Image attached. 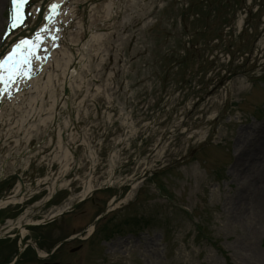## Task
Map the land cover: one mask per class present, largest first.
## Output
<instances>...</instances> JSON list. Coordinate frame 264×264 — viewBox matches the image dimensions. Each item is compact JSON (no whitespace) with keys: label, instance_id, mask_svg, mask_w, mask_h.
I'll list each match as a JSON object with an SVG mask.
<instances>
[{"label":"rangeland","instance_id":"1","mask_svg":"<svg viewBox=\"0 0 264 264\" xmlns=\"http://www.w3.org/2000/svg\"><path fill=\"white\" fill-rule=\"evenodd\" d=\"M133 9L142 24L126 28L115 73L94 71L89 85L107 89L84 99L71 136L94 162L78 145L63 176L64 147L45 154L28 211L46 223L3 264H264V0ZM91 174L94 197L81 199Z\"/></svg>","mask_w":264,"mask_h":264},{"label":"bare ground","instance_id":"2","mask_svg":"<svg viewBox=\"0 0 264 264\" xmlns=\"http://www.w3.org/2000/svg\"><path fill=\"white\" fill-rule=\"evenodd\" d=\"M6 2V0H5ZM5 2L4 0H0V9L2 10L3 9V6H5ZM4 22L5 20H1L0 22V33H1V29H2V26L4 25ZM100 91V86H96V92L93 93L94 95H96L98 92ZM90 93L89 89L86 91V94ZM106 97L109 99L110 98V95L109 94H106ZM125 120H128V118H126ZM68 123V121H67ZM127 146L129 145L130 146V136L132 137L135 133H136V127H135V123L133 121H128L127 123ZM61 139V138H60ZM61 143L59 144V148L62 146V141H60ZM81 143L87 145V156H88V159H91L93 162L95 160V157H96V151L94 149H91L89 147V141H87L86 139L82 138L81 139ZM111 153V152H110ZM86 154V152H85ZM114 154V155H113ZM113 155V156H112ZM112 158H116L117 156V153L115 154V151L112 152L111 154ZM74 158H75V153L74 152H71L69 149H68V146H65L64 148V151H63V155H62V165H61V168H60V171L58 172L59 174H62L63 176L64 175H67L69 172H70V168H71V165L72 163L74 162ZM114 161V159H112ZM112 161V162H113ZM58 174V175H59ZM93 180H94V176L91 174V176L89 178H87L83 183H82V194H86L87 191L91 190L92 187H93ZM69 182H61L60 183V187H62V185H67ZM53 185L51 186V190L53 191L54 189L52 188ZM35 223L34 221L32 222V224ZM26 228H23V232H25Z\"/></svg>","mask_w":264,"mask_h":264},{"label":"snow or ice","instance_id":"3","mask_svg":"<svg viewBox=\"0 0 264 264\" xmlns=\"http://www.w3.org/2000/svg\"><path fill=\"white\" fill-rule=\"evenodd\" d=\"M23 3H24V0H13V15H12L13 22H15V20L18 18L16 15V8H17L18 4H23ZM23 43H27V42H23ZM17 47H19V46H17ZM15 51L16 50L13 49V54L15 53ZM26 62H27V60L25 59L24 63H26ZM16 64H17V62L14 61L13 64L11 65V68L9 69L10 72L12 71V69L16 68ZM0 67H3V64H0Z\"/></svg>","mask_w":264,"mask_h":264},{"label":"water","instance_id":"4","mask_svg":"<svg viewBox=\"0 0 264 264\" xmlns=\"http://www.w3.org/2000/svg\"><path fill=\"white\" fill-rule=\"evenodd\" d=\"M63 211H64V210H62V211H59V213H57V215H58V214H60V213H62ZM57 215H56V216H57ZM56 216H55V217H56ZM55 217H54V218H55ZM50 220H51V219H50Z\"/></svg>","mask_w":264,"mask_h":264}]
</instances>
